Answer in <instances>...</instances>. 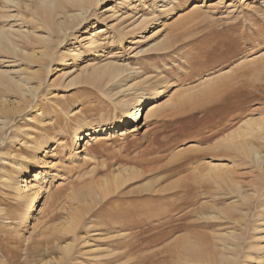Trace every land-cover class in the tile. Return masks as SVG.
<instances>
[{"label":"rangeland","instance_id":"374dc122","mask_svg":"<svg viewBox=\"0 0 264 264\" xmlns=\"http://www.w3.org/2000/svg\"><path fill=\"white\" fill-rule=\"evenodd\" d=\"M19 1L0 0V27L45 35ZM88 15L54 35L64 61L12 51L44 49L33 36L0 50V74L44 80L30 98L0 76V121L15 111L0 140V264H208L223 244L260 264L264 0H100ZM138 99L158 106L123 135ZM97 126L99 139L83 136Z\"/></svg>","mask_w":264,"mask_h":264},{"label":"bare ground","instance_id":"6f19581e","mask_svg":"<svg viewBox=\"0 0 264 264\" xmlns=\"http://www.w3.org/2000/svg\"><path fill=\"white\" fill-rule=\"evenodd\" d=\"M5 1V6L7 7L8 5H11L13 4V6L15 7H19L21 2L19 0H4ZM23 1V0H22ZM99 1L100 0H25V8L26 10H30L31 12V19L34 20L35 18L38 20V18L41 19V21L44 23L46 29L45 30V35H41L39 33V30L40 28H34V30H32V32H28L25 33V30L22 31V29H20V27H17L15 28L16 30H14L13 26L8 29V31L4 30V28L0 27V50H7L9 51L10 50V46H14V42L11 40L12 36L14 37H18L22 40H26V41H30L31 42V46H32V42L31 38H35L38 42H41V43H44V49H42L41 51L33 48L32 51H28L29 49H23V48H20L18 49V47L15 45L12 49V51L15 53H22L20 54L21 56L24 55V57L26 59H29L30 62H38L39 65L41 66H44L46 63H44L43 60H47L48 58L52 57L57 51L54 50V46L53 45V37L54 35H58L59 37L62 38V36H67V35H70L73 33V30H75L76 28H78L82 22L84 20L87 19V16L89 12H91L92 8L95 6V5H98L99 4ZM2 2V0H1ZM24 2V1H23ZM8 4V5H7ZM21 7V6H20ZM36 7V8H34ZM69 7H75V10L74 11H71L69 9ZM14 8V7H13ZM8 9L10 10V8L8 7ZM21 8H18V10H20ZM109 9V8H108ZM7 9H5L4 11H6ZM3 11V10H1ZM11 11V10H10ZM9 11V12H10ZM7 11V13H9ZM2 13V12H0ZM6 13V15H7ZM3 14V13H2ZM10 14V13H9ZM18 15V14H17ZM20 15V14H19ZM3 15H1L2 17ZM5 16V15H4ZM3 16V18H4ZM9 16V15H8ZM7 16V17H8ZM6 17V16H5ZM12 17H16L15 14L13 16H10V18ZM26 17V16H25ZM10 18H7V19H10ZM17 18V17H16ZM27 18V17H26ZM25 19V18H24ZM39 19V20H40ZM30 20V18L28 19ZM142 20H145L142 19ZM27 21V20H25ZM31 21V20H30ZM35 21V20H34ZM41 22V23H42ZM140 22V21H139ZM25 23V22H24ZM29 23H32L29 22ZM28 23V25H29ZM39 23V22H38ZM37 23V24H38ZM40 24V23H39ZM33 27H34V24H32ZM28 30V28H27ZM99 30V29H98ZM104 29H102L100 32H103ZM43 31V30H41ZM33 36V37H32ZM19 39V40H20ZM21 40V41H22ZM24 40V41H25ZM25 41V42H26ZM34 41V40H33ZM20 42V41H19ZM30 42H28L30 44ZM131 42V41H130ZM94 43V42H92ZM28 44V45H29ZM36 45V44H35ZM56 45V44H55ZM37 46V45H36ZM34 47V45H33ZM12 52V54H13ZM73 52V51H72ZM9 53V52H8ZM17 55V54H16ZM57 55V58H59L60 60L59 61H64V57L62 56V54H59L56 53ZM20 56V57H21ZM23 59V58H22ZM15 60V59H14ZM58 60V59H57ZM33 62V63H34ZM63 63V62H62ZM110 64V63H109ZM109 64H107L104 68L105 70L108 71V73L106 72V74H109V77H113V75L116 73H114L112 70L114 69L115 70V67H112L110 70V67L108 66ZM111 66V65H110ZM116 66V65H115ZM119 67V66H117ZM116 67V70L119 71L118 69L120 68H117ZM95 70V69H94ZM97 70V69H96ZM95 70V71H96ZM87 71V70H86ZM93 71V72H95ZM98 71V70H97ZM96 71V72H97ZM101 71H103V69H101ZM95 72V73H96ZM3 71L1 72L0 76L1 75H4L5 73V78H6V82L7 83H10L11 84V87L14 88V90H17V92H21L23 96H25V94H30V98L33 96V94H35L40 88L41 86L43 85V82L44 80L41 78V77H38L40 78L39 79V83L35 86H31V87H28L25 82L23 80H16L15 78H12L11 75H8L6 73V71L3 73ZM41 73L40 71H38V74ZM94 73V74H95ZM100 73V71H99ZM104 73V72H102ZM10 74V72H9ZM93 75V74H92ZM102 75V74H101ZM96 76H97V73H96ZM118 76V75H117ZM92 77V76H91ZM95 77V76H93ZM92 77V78H93ZM115 78V77H114ZM0 79H3V78H0ZM97 79V78H96ZM24 83V84H23ZM28 83V81H27ZM73 83V82H72ZM213 84V83H212ZM24 86H27L28 89V92L26 93L24 90ZM127 87V86H126ZM211 87V86H210ZM122 91V89H121ZM212 91V87L205 90V92H203V96L206 97V95L208 94L209 96L213 95V92ZM19 92V93H20ZM216 92V91H215ZM20 93V94H21ZM196 99V98H195ZM210 99V98H209ZM31 99H27L28 103ZM208 100V99H207ZM158 100H148V101H144L143 99H138L137 100V104H136V111L134 113H127V117H125L123 120H121L120 124V128H121V134H125V132L127 131V129H131L129 132L133 133V134H136L137 131L139 130V127H138V122L140 119H142V116L143 115H140L141 112H142V107L147 105V104H150V105H154L152 108H156L158 106ZM211 101V100H210ZM119 102H124V100H120ZM30 105V104H29ZM28 107V106H27ZM4 108V107H3ZM12 108V107H11ZM4 110V109H3ZM14 109H12L11 111H8L6 112L4 115H5V118L3 120L0 121V124H2V127H0V140H2L3 138V132L2 129H4V127L8 126L9 125V122L12 120L11 118V114H15L14 113ZM4 117V116H3ZM134 122L135 125H133L131 128H126V126H128L129 124H132ZM137 122V124H136ZM258 127V129H262V124L260 122H257L255 123ZM254 124V125H255ZM250 127H252L253 123H249L248 124ZM111 127V126H110ZM123 127V128H122ZM112 129V128H111ZM104 131V129H102L100 126H97V127H94L93 130H88L86 132H84L83 136H90V135H99V136H93L94 139H99L100 138V134L98 133H102ZM125 131V132H124ZM2 133V134H1ZM79 140H82V134L81 135H76ZM234 137V136H233ZM230 138V137H228ZM231 140V139H230ZM244 142V141H243ZM99 143H102L101 141H99ZM39 146L42 147V143L39 144ZM40 148V147H39ZM251 153V152H250ZM256 155L258 153H255ZM259 155V154H258ZM257 155V156H258ZM260 156V155H259ZM262 159V158H261ZM216 166V165H215ZM211 169L215 170V176L216 178H219L220 177L222 178L223 176H221L220 173H217V169L216 167H212ZM210 169V172L213 171ZM220 169V168H219ZM224 171V170H222ZM209 172V173H210ZM219 172V171H218ZM221 172V171H220ZM208 173V174H209ZM213 173V172H212ZM125 174V173H124ZM122 175L123 174H118L113 180L112 182H106L104 186L101 187V195H106L108 194V190L109 188L113 187V186H118L119 183H120V180H122ZM225 175V174H224ZM212 176L209 174V177ZM111 179V178H110ZM215 179V178H213ZM110 181V180H109ZM103 184V183H102ZM100 187V186H99ZM91 188V187H90ZM98 190V189H97ZM94 192V191H93ZM29 193V192H28ZM30 194V193H29ZM229 236L233 237L236 239V236H234V234L232 233V235L230 234ZM190 246V245H189ZM194 247V246H193ZM222 249H223V252L222 250H220V256H219V259L217 260H214V261H208V264H237L238 261H236V257H234V255H228V251L234 249L233 246H230V245H224L222 246ZM264 249V248H263ZM66 252L70 251V246H66L65 249H64ZM229 251V252H230ZM191 252V251H190ZM226 253V254H225ZM264 253V251H263ZM208 255V254H207ZM215 257V256H214ZM189 258V257H188ZM250 258V257H249ZM180 259V258H179ZM206 259V258H205ZM204 259V260H205ZM194 260V259H192ZM210 260V258H209ZM201 262V261H200ZM202 264V263H201ZM260 264H264V256L262 257V261H260Z\"/></svg>","mask_w":264,"mask_h":264}]
</instances>
